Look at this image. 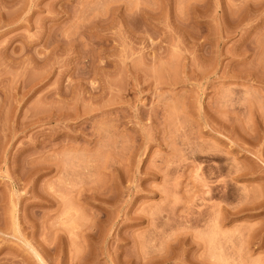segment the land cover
<instances>
[{
  "label": "rangeland",
  "instance_id": "1",
  "mask_svg": "<svg viewBox=\"0 0 264 264\" xmlns=\"http://www.w3.org/2000/svg\"><path fill=\"white\" fill-rule=\"evenodd\" d=\"M0 264H264V0H0Z\"/></svg>",
  "mask_w": 264,
  "mask_h": 264
}]
</instances>
